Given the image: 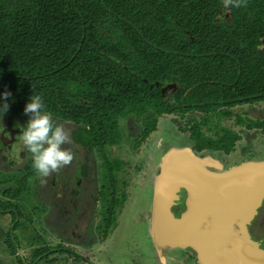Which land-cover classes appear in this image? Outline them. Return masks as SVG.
<instances>
[{
  "label": "trees",
  "instance_id": "16d2710c",
  "mask_svg": "<svg viewBox=\"0 0 264 264\" xmlns=\"http://www.w3.org/2000/svg\"><path fill=\"white\" fill-rule=\"evenodd\" d=\"M263 41L264 0L243 7L224 0H0V92L12 101L3 117L28 118L24 104L40 94L54 122L75 127V145L100 160L99 197L108 206L127 198L125 164L114 148L126 140L129 118L143 127L127 142L136 153L164 117L184 121L178 130L199 153L228 154L241 141L223 120L264 135V122L233 113L264 104ZM39 177L31 154L18 171H0V214L14 210L0 237L10 257L19 250L15 230L25 231L18 195L31 202L27 193L37 196ZM116 212V204L103 210L109 225ZM30 233L26 241L38 247L30 261L16 257L18 264H56V253H69Z\"/></svg>",
  "mask_w": 264,
  "mask_h": 264
},
{
  "label": "rangeland",
  "instance_id": "374dc122",
  "mask_svg": "<svg viewBox=\"0 0 264 264\" xmlns=\"http://www.w3.org/2000/svg\"><path fill=\"white\" fill-rule=\"evenodd\" d=\"M172 93L174 91H171L170 94ZM233 113L242 116V118L246 117L250 120L264 122V104L237 107L233 110ZM196 115L199 116V114ZM27 119L19 117L9 121L8 117H3L0 123L4 127H10L13 123L12 127L15 130H19V124L23 125ZM233 122V118L222 121L224 127L232 128L237 134L241 135V141L228 154L210 151L202 154L194 153L192 150L193 143L188 139L187 135H181L177 131L179 126L184 125V121L180 120L175 125L171 119L166 117L158 121L155 132L143 143L136 153V151H132L128 147V143L125 141L136 139L143 127L141 124H136L132 118L126 120L124 123V137L126 140H123L120 146H118L120 150L117 147L114 148L116 157L121 159L125 164L130 165H122L125 168V174L121 173L127 181L128 202L125 204L119 223L124 218L126 220H124V223H121V227H116L118 231L107 237L104 242L100 236H94V233L88 235V230L83 235L78 227L82 221L87 226L88 224L89 226H93L98 219V215H96L98 210L96 201L102 187L100 178L102 171L98 169L100 160L97 159L96 154H88L85 149L75 145L74 136L72 137L74 135L72 131L75 127L62 124L70 136V142L63 145V147L73 153V160L69 165L57 170L48 177H39L34 186L37 196L31 197L29 195L31 191L27 193L26 198L31 202H26L23 197L18 195V202L24 204V208H20V213L23 215L21 221L24 222L26 220L25 231L23 230L24 235L19 230H15L14 234L19 240V250L14 257L1 252L3 245L0 241V264H18L16 260L18 256L23 257L26 261H30L31 250L38 247L37 244L26 241L25 237H28L31 231L44 246L71 249L74 253L76 252L81 256L91 259L95 264H163L161 261H154L155 258L151 254L153 245V207L151 206V201L155 177L162 167V162L165 161L163 158L167 157L169 152L188 148L195 156L201 159H208L213 169L217 167L220 171H227L239 167L248 161L264 158V135H261L259 131L246 132L241 128H235ZM12 129L11 132H15ZM2 135L3 132L0 133V136ZM3 136L6 137V135ZM2 145L4 144L0 143V171L12 173L21 169L30 153L19 143V138H14V143L11 144V147H8L9 145L1 147ZM113 160L115 161V159ZM83 163L87 166V176L79 182L73 176L75 174L81 175L86 171L84 167L80 166ZM133 166L139 168L136 174L134 173ZM209 169L211 170V168ZM71 174L73 178L71 177L69 183L66 184V175L70 177ZM19 176L21 175L14 176V181ZM4 178L2 179L5 181ZM262 207H264V202ZM134 208H136L134 212V214L136 213L134 215L135 218L133 216ZM9 210L14 211L12 208ZM12 218L13 216L9 215L8 212L0 214V237L6 231L5 228L10 224ZM259 222L260 225L254 233L255 239L264 237V220L259 218ZM81 227L83 228V226ZM72 232L75 235L76 241L70 239ZM92 239L95 241L94 247ZM181 254L182 252L178 249L164 251V263L175 264L172 263L173 261L171 262V259H180ZM156 256L159 257L157 252ZM54 257L57 258L56 264H85L84 262L76 261L73 253L70 254L62 251L61 253H56ZM49 259L52 260V257ZM44 261L45 263L41 262L37 264H51V261Z\"/></svg>",
  "mask_w": 264,
  "mask_h": 264
},
{
  "label": "water",
  "instance_id": "95a60500",
  "mask_svg": "<svg viewBox=\"0 0 264 264\" xmlns=\"http://www.w3.org/2000/svg\"><path fill=\"white\" fill-rule=\"evenodd\" d=\"M163 159L151 201L158 260L165 264L166 250L190 248L201 264H264L246 231L264 201V158L227 171L188 148Z\"/></svg>",
  "mask_w": 264,
  "mask_h": 264
},
{
  "label": "clouds",
  "instance_id": "9594fccd",
  "mask_svg": "<svg viewBox=\"0 0 264 264\" xmlns=\"http://www.w3.org/2000/svg\"><path fill=\"white\" fill-rule=\"evenodd\" d=\"M224 6H246V0H224ZM11 93L0 92V120L9 111ZM23 114L28 117L23 125L19 124V143L31 154L32 167L40 177H48L69 165L73 153L64 148L70 142V136L62 125L54 122L46 110L42 96L38 93L30 95L23 107ZM3 124L0 123V133ZM264 241L257 242V247Z\"/></svg>",
  "mask_w": 264,
  "mask_h": 264
},
{
  "label": "flooded vegetation",
  "instance_id": "af4514ba",
  "mask_svg": "<svg viewBox=\"0 0 264 264\" xmlns=\"http://www.w3.org/2000/svg\"><path fill=\"white\" fill-rule=\"evenodd\" d=\"M173 85V84H172ZM169 86H171V85H169ZM171 90V89H170ZM175 90V85H174V89L172 90V91H174ZM167 92H168V90H167ZM171 92V91H170ZM173 94V93H172ZM9 121H12V120H10L9 119ZM12 125H14L13 123L10 125V127H8V126H2V128H3V130H2V132H3V135H6V137H4L3 135L2 136H0V143L1 144H4V145H2L1 147H5V146H7V145H9L8 147H11V144L12 143H14V138H18V136H17V133H18V131L19 130H15L13 127H12ZM8 127V128H7ZM14 129L15 130V132H11V129ZM12 129V130H13ZM177 131L179 132V130L177 129ZM246 132H249V131H246ZM250 132H252V131H250ZM19 134V133H18ZM179 134H181V135H186V134H182V133H180L179 132ZM241 136V135H240ZM188 137V136H187ZM189 139V138H188ZM135 141H136V139H134ZM134 140H132V141H130L132 144H134ZM126 142H128V141H126ZM240 142V141H239ZM238 143V142H237ZM236 143V144H237ZM130 146V144H128V147ZM195 146H194V143H193V148H192V150L194 151V153H196V154H202V153H204V152H207V151H204V152H201V153H199V152H197L196 150H195V148H194ZM130 148V147H129ZM136 151V150H135ZM210 152H213V151H210ZM88 153V152H87ZM214 153H221V152H214ZM121 160V159H120ZM122 161V160H121ZM123 162V161H122ZM175 163H177L176 161H173V164H175ZM125 164V163H124ZM126 166H130V165H127V164H125ZM81 167H84L85 168V170H86V167L87 166H85L84 165V163L83 164H81L80 165ZM125 169V168H124ZM133 170H134V173L136 174V167H134L133 166ZM87 171L88 170H86L85 172H84V176H81V175H79V174H75L73 177H74V179H77L79 182H81L86 176H87ZM86 173V174H85ZM124 174V173H123ZM72 177V174H71V176L70 177H68V175H66V184L67 183H69V181H70V178ZM72 177V178H73ZM127 182V181H126ZM102 185V184H101ZM125 192H126V195H127V198H125V199H122V197H116V200H115V202H108V206H107V200H106V195L104 196V197H98L97 196V206H98V210H97V213H96V215H98V219H97V222H95V224L93 225V226H89V224H88V226L85 224V222L84 221H82L81 222V224H80V226H78L79 227V231H82V234L84 235V233L86 232V230H88V232H87V234L88 235H90V234H92V233H94V236H100L101 237V240L104 242L105 241V239H107V237H109L111 234H114V233H116L118 230H117V228L118 227H121V223L123 222L124 223V220H126V218H124V219H122L123 221H121L120 223H119V221H120V218L122 217V215H123V212H124V207H125V204L128 202L127 201V199H128V193H127V188L125 187ZM180 194V196L181 197H183V194L182 193H179ZM115 199V198H114ZM264 202V201H263ZM115 204H116V207H117V212H116V216L112 219L113 221H112V225H109L110 223H108V218L106 217V218H104L103 217V210H105V208H106V210H107V207H109V205L111 206V208L112 207H114L115 206ZM263 204V203H262ZM262 207V206H261ZM263 208L264 207H262V208H260L259 210H258V213H257V215L252 219V221L248 224V225H246V231H247V234H248V237H249V239L252 241V242H254L256 245H257V242H260V241H264V237L263 238H260V239H255V236H254V233L256 232V229L259 227V225H260V222H259V218H262L263 220H264V217H263ZM135 210H136V208H134L133 209V216L136 214H134V212H135ZM173 211V210H172ZM4 212H8L9 213V215H10V212H11V210H8V211H4ZM262 212V213H261ZM260 214V215H259ZM134 218H135V216H134ZM131 222V221H130ZM129 222V223H130ZM127 223V222H126ZM86 225V226H85ZM81 226H83V228H84V226H85V228L83 229ZM88 227V228H87ZM117 227V228H116ZM71 238V240H75L76 241V239H75V235L73 234V232H72V235L70 236ZM152 237V236H151ZM157 240H158V242L160 241V242H162L163 240H162V238L161 237H157ZM77 243V242H76ZM92 245H93V247L95 246V241H94V239H92ZM59 249L58 250H61V248H63V247H58ZM56 249V248H55ZM65 249H67V251H69V253L70 254H72L73 253V255L75 256V259H76V261H80V262H84L85 264H95L91 259H89V258H87V257H85V256H81V255H79L78 253H74L71 249H68V248H65ZM154 244L152 245V251H151V254H152V256H153V258H155L154 259V261H160V260H158L157 259V257H156V255H155V253L153 252L154 251ZM178 250H180L181 252H182V254H181V257H180V259H178V258H176V259H171V262L172 263H175V264H201L200 263V261L198 260V258H197V254L195 253V251L194 250H192V249H190V248H177ZM256 252H257V255H259V254H263L264 255V244H261L260 245V247H257V250H256ZM149 264V263H148Z\"/></svg>",
  "mask_w": 264,
  "mask_h": 264
}]
</instances>
